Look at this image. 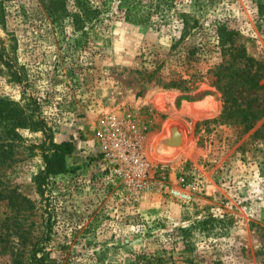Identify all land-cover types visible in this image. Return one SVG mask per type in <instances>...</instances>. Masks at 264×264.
Wrapping results in <instances>:
<instances>
[{
  "label": "rangeland",
  "instance_id": "obj_1",
  "mask_svg": "<svg viewBox=\"0 0 264 264\" xmlns=\"http://www.w3.org/2000/svg\"><path fill=\"white\" fill-rule=\"evenodd\" d=\"M211 1L210 17L226 19L248 55L264 60V0ZM40 2L0 0L12 67L0 63V97L39 123L0 122V264H264V117L243 132L213 122L219 94L190 100L137 77L140 54L178 38L175 23L112 18L83 35ZM236 96L264 105L261 92ZM112 119L141 140L139 187L104 159ZM173 128L177 147L166 145ZM45 139L73 148L47 178Z\"/></svg>",
  "mask_w": 264,
  "mask_h": 264
},
{
  "label": "trees",
  "instance_id": "obj_2",
  "mask_svg": "<svg viewBox=\"0 0 264 264\" xmlns=\"http://www.w3.org/2000/svg\"><path fill=\"white\" fill-rule=\"evenodd\" d=\"M40 4L53 22L67 20L73 33L83 35L93 32L98 21L110 22L112 18L150 25L175 23L178 38L165 52L140 54V65L134 69L137 77L147 83L156 81L164 90H178L190 100L219 94L224 108L213 122L233 125L243 132L250 131L264 117V105L258 107L251 101L243 106L236 96L237 90L264 94V60L248 55L239 32L226 19L210 17L208 12L215 13L211 0H41ZM257 7L262 14L264 5L257 3ZM0 63L12 68L1 41ZM11 75L15 84L23 82L16 68ZM200 84L213 91H199ZM5 121L21 128L39 125L23 115L17 103L0 97V122ZM42 146L44 177L61 173L65 156L73 151L71 144L50 142L45 147V139Z\"/></svg>",
  "mask_w": 264,
  "mask_h": 264
},
{
  "label": "built area",
  "instance_id": "obj_3",
  "mask_svg": "<svg viewBox=\"0 0 264 264\" xmlns=\"http://www.w3.org/2000/svg\"><path fill=\"white\" fill-rule=\"evenodd\" d=\"M108 124L107 150L104 159L113 162L112 173L114 175L126 180L128 185L139 187L142 185L141 178L148 170L141 140L127 125H122L114 119Z\"/></svg>",
  "mask_w": 264,
  "mask_h": 264
},
{
  "label": "water",
  "instance_id": "obj_4",
  "mask_svg": "<svg viewBox=\"0 0 264 264\" xmlns=\"http://www.w3.org/2000/svg\"><path fill=\"white\" fill-rule=\"evenodd\" d=\"M181 136L180 133L177 131V129L173 128L171 130V136L166 141V145L169 147H177L180 144Z\"/></svg>",
  "mask_w": 264,
  "mask_h": 264
}]
</instances>
